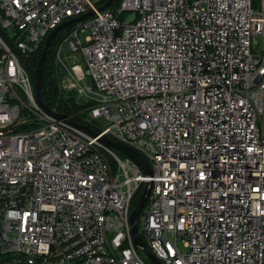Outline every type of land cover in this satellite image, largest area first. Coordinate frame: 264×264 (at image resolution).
<instances>
[{
    "label": "built area",
    "instance_id": "2783aa9c",
    "mask_svg": "<svg viewBox=\"0 0 264 264\" xmlns=\"http://www.w3.org/2000/svg\"><path fill=\"white\" fill-rule=\"evenodd\" d=\"M107 1L0 0V264H153L130 222L146 182L138 233L162 264H264V0ZM87 12L54 63L97 136L42 109L28 68Z\"/></svg>",
    "mask_w": 264,
    "mask_h": 264
},
{
    "label": "water",
    "instance_id": "95a60500",
    "mask_svg": "<svg viewBox=\"0 0 264 264\" xmlns=\"http://www.w3.org/2000/svg\"><path fill=\"white\" fill-rule=\"evenodd\" d=\"M113 0H108L106 2V4H104L102 7H100V9H105L109 6H111ZM93 12H87L84 15L78 17V18H74L71 19L63 24H61L60 26H58L56 29H54L46 38L45 43L43 45L42 48V52H41V56L40 59L37 63L36 67H32V66H28L32 77H33V81H34V92H35V97L37 100V103L39 104V106L44 109L47 113L60 118V119H66L69 123H71L72 125H75L81 129H83L84 131L97 136L99 133H96L95 131H93V129L90 126H84V125H79L77 124L75 121H73L72 119H70L67 115L62 114V113H58L55 110L51 109L44 98V84H43V70H44V65L45 62L47 60V55L48 52L51 48V45L53 43L54 38L58 35V33L60 31H62L65 27L70 26L76 22H80L83 21L85 19H87L88 17H90L92 15ZM0 31L2 33H4V31L0 28ZM106 146H108L109 148L112 149H118L122 152H124L125 154H127L128 156H130L137 164L140 165V167L142 168L143 172L145 175H151L152 174V170L151 167L148 163V161L143 157V155H141L139 152L135 151L134 149L124 145L123 143L109 137V136H103L100 139ZM153 183L152 182H146L144 184V189L143 192L140 196V199L136 205V207L132 210L131 215H130V222L132 224V234L134 237V241L135 244L138 246V248L141 250V252L148 258L150 259V261L153 264H162L161 261L159 259H157L153 253L148 249V247L146 246V244L143 242L142 238L140 237L139 233H138V218L139 215L150 195L151 189H152Z\"/></svg>",
    "mask_w": 264,
    "mask_h": 264
},
{
    "label": "rangeland",
    "instance_id": "374dc122",
    "mask_svg": "<svg viewBox=\"0 0 264 264\" xmlns=\"http://www.w3.org/2000/svg\"><path fill=\"white\" fill-rule=\"evenodd\" d=\"M117 18L124 23L131 22L137 18V12L136 11H124L122 14H117ZM70 30H71L70 28H66V29L62 30L55 37V39L53 40V43L51 45V50H50L51 55H50L49 60L52 61L51 64H53L56 73L59 74V78L57 79V88H58L59 95L65 100H70V98L74 99L75 104L79 107H82V112H87L91 106V103L87 102L85 97L81 96L78 93V91H76L75 89H72V88L63 89L62 88V85L60 82L62 80H64L66 76H67V78L68 77L70 78V75L66 71V68L64 70H60L59 69L60 65L54 63L55 55H58V53H60V55H62L63 61L67 65V67H71V65L73 64L72 61L68 57V55H71L72 52H71V50H69L68 42L66 41V39L68 38V36L70 34ZM87 37H88L87 32H81L80 33V39H81L82 43H85L87 41ZM261 46H262V42L259 40L258 50L261 48ZM254 52H255V50H254ZM75 54H80V51L76 52ZM80 62L84 68L87 66L84 58L81 57ZM85 82L88 84H92L89 79L85 80ZM66 83L70 84L69 79L66 81ZM98 124L100 126L103 125V121L98 120ZM113 151L121 159H125L127 157V154H125L124 152H122L118 149H113ZM140 224L142 226V222Z\"/></svg>",
    "mask_w": 264,
    "mask_h": 264
},
{
    "label": "trees",
    "instance_id": "16d2710c",
    "mask_svg": "<svg viewBox=\"0 0 264 264\" xmlns=\"http://www.w3.org/2000/svg\"><path fill=\"white\" fill-rule=\"evenodd\" d=\"M51 50V48H50ZM48 52L47 60L44 65L43 70V84H44V98L47 105L57 111L58 113H62L68 116H72V118L79 123L86 118L88 115L87 112H82V107H79L75 104L74 99L70 98V100L63 99L59 93L57 88V79L59 78V74L56 73L52 61L49 60L51 52ZM42 49L35 53L30 61V65L32 67H36L37 63L40 59ZM140 199V194H138L137 198L133 202V207L135 208L138 201Z\"/></svg>",
    "mask_w": 264,
    "mask_h": 264
}]
</instances>
